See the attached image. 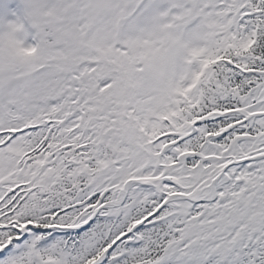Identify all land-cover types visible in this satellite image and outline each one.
<instances>
[{
    "label": "snow or ice",
    "instance_id": "obj_1",
    "mask_svg": "<svg viewBox=\"0 0 264 264\" xmlns=\"http://www.w3.org/2000/svg\"><path fill=\"white\" fill-rule=\"evenodd\" d=\"M0 264H264V0H0Z\"/></svg>",
    "mask_w": 264,
    "mask_h": 264
}]
</instances>
